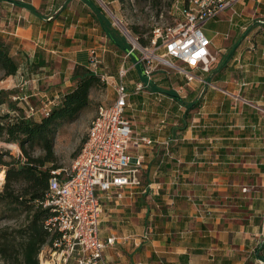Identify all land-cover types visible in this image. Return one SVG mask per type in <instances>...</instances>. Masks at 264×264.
Instances as JSON below:
<instances>
[{"label": "crops", "instance_id": "crops-1", "mask_svg": "<svg viewBox=\"0 0 264 264\" xmlns=\"http://www.w3.org/2000/svg\"><path fill=\"white\" fill-rule=\"evenodd\" d=\"M99 6L0 0V34L20 63L12 77L26 114V98L40 96L36 111L59 102L73 88V70L90 68L93 54L112 103L120 70L128 71L126 116L152 144L141 149L143 187L110 202L118 232L101 225L102 238H120L106 250L109 264H264V0L240 1L209 21L216 60L207 72L183 64L172 90L157 69L145 74L140 50L122 33L116 42L107 37ZM32 79L45 95L27 86Z\"/></svg>", "mask_w": 264, "mask_h": 264}, {"label": "built area", "instance_id": "built-area-1", "mask_svg": "<svg viewBox=\"0 0 264 264\" xmlns=\"http://www.w3.org/2000/svg\"><path fill=\"white\" fill-rule=\"evenodd\" d=\"M240 1L245 0H191L182 19L172 26L153 30L150 47L154 49L143 48L140 63L147 60L149 63L148 55H155L158 59L177 60L191 69L209 71L216 58L211 53L212 39L205 35V28L209 21ZM159 51L163 52L156 55ZM99 65L93 54L90 70L107 82L108 77L100 75ZM144 68L147 76L154 71L150 64ZM120 71V80L114 85L116 100L98 109L72 171L62 174L60 169L52 173L44 206L52 209L53 215L45 225L58 235L48 245L51 257L42 264H109L106 250L114 247L120 238L115 235L102 238L103 202H120L127 196L133 197L143 187L146 161L141 149L143 145H151L152 140L135 135L132 121L126 116L130 95L124 79L128 71ZM137 89L143 90L144 85L138 84ZM48 111L49 105L41 111L31 109L27 116ZM18 152L22 155L21 150Z\"/></svg>", "mask_w": 264, "mask_h": 264}, {"label": "trees", "instance_id": "trees-1", "mask_svg": "<svg viewBox=\"0 0 264 264\" xmlns=\"http://www.w3.org/2000/svg\"><path fill=\"white\" fill-rule=\"evenodd\" d=\"M120 1L125 3L131 0ZM175 1L172 0V3ZM178 1L182 13L186 12L191 0ZM95 9L104 33L116 42L115 38L121 32L101 6ZM151 36L150 40H143L145 46L151 44ZM19 70L20 63L12 54L11 43L0 34V72L5 78H10L17 75ZM71 79L73 88L59 102L52 104L47 113L33 116H27L24 108L9 102L14 91H0V141L17 144L22 152L18 156L11 152L0 156V165L6 171L0 190V221L24 219L18 226L0 227V260L4 264H40L42 250L52 244L58 235L45 225L53 211L44 206L52 173L61 168L54 148L57 131L65 123L78 121L83 112L93 107V92L105 86L101 77L87 67H76ZM6 106L8 111H4ZM36 152L42 154L35 156ZM4 156L9 160H4ZM258 257L264 263V256L258 254Z\"/></svg>", "mask_w": 264, "mask_h": 264}, {"label": "rangeland", "instance_id": "rangeland-1", "mask_svg": "<svg viewBox=\"0 0 264 264\" xmlns=\"http://www.w3.org/2000/svg\"><path fill=\"white\" fill-rule=\"evenodd\" d=\"M97 1L105 10L112 24L119 29V31L127 38L128 41L131 42L133 47L140 49L141 52L143 48L151 46L150 44L145 46L143 40H150L149 37L150 35H152V32L155 28L160 26H172L175 24L176 21L183 18V10H181L180 8V1L176 2L177 0L175 1V3H172V0H131L125 3H122L120 0H117L114 4L108 3L107 0ZM236 3L239 4V2ZM114 15H116L117 18L122 22V24L129 30L132 35L131 37L135 41L131 40L126 35L122 26L119 25L116 21V18L113 17ZM137 30L139 31V33H137ZM215 32L216 30L214 29L211 32L210 28H205V35L208 38H212ZM153 49L154 48H152V50ZM162 52L163 51L155 52V54L160 55ZM148 56L150 57V63H148L147 60L144 65L150 64L152 68L157 69L154 74H158L157 78L161 79L160 84L164 86V90H169L167 89L168 87H170V90H172L173 86H177V84H175L176 78L180 76L184 77L183 74L179 73L182 71L181 68H183V64L177 60L175 61L168 59L172 62L174 66L172 67L164 64L162 61L157 60V58H154L151 55ZM140 57L142 58L143 56ZM27 86L29 88H32L33 90H35L34 87L36 86V93H42V95H45V92L43 90L48 89L46 86L42 88L39 87L37 82H34V79H32ZM20 88L21 84L16 82L14 77L10 76V78H5L4 74L0 72V91L15 92L14 94H12V96L9 97V102L13 104H17L18 102H20L19 100H17L16 96V93L21 91ZM108 92L109 90L107 89V86H102L101 89H97L93 93V99L96 100L93 107L83 112L80 116L81 118L78 121L72 124L65 123L62 125L61 128L58 129L56 144L54 148L57 156V163L61 167L60 169L62 171V174L70 173L72 171L74 164L73 162L76 158L79 157L82 152L83 146L85 145L88 137V129L90 123L95 118V114H97L99 107L104 103H112L107 99ZM38 97L40 96H35L33 98L28 99L26 98V100L21 101V104H23V106L27 108L29 114L31 113L32 108H36L38 105H41V101H38ZM115 97L116 95L113 96V98ZM45 103L48 105L49 101H45ZM5 109L8 110V107H4V110ZM129 113L131 114V108L129 110ZM0 143V156L3 153L8 154L9 152L18 156V151L21 149L17 144H10L4 141H0ZM12 145H16V147L11 148L10 146ZM41 154L42 152H36L34 155L40 156ZM3 159L8 161L9 157L4 156ZM2 173H4L5 175L6 171L5 167L3 165H0V174ZM4 178L0 180V190L3 187ZM103 207L105 208L104 214L102 215L101 219L103 229L113 227L118 232L119 226L110 223L109 215L115 214L109 211V209L111 208L110 201L104 200ZM23 220V218L14 221L2 220L0 221V227H4L6 225L11 227L18 226L23 223ZM48 250V245H46L40 254V264H42L45 259L51 257ZM0 264L4 263L0 260Z\"/></svg>", "mask_w": 264, "mask_h": 264}, {"label": "bare ground", "instance_id": "bare-ground-1", "mask_svg": "<svg viewBox=\"0 0 264 264\" xmlns=\"http://www.w3.org/2000/svg\"><path fill=\"white\" fill-rule=\"evenodd\" d=\"M113 17H115L116 18V21H117V23L119 24V25H121L122 26V28H123V30H124V32L128 35V37L131 39V40H133V41H135L131 36V33L129 32V30L122 24V22L117 18V16L116 15H114ZM152 57H154V58H157L155 55H151ZM157 60H161L164 64H166V65H173L172 64V62L170 61V60H165L164 58H161V59H158L157 58ZM15 145H12V146H10L11 148L12 147H14ZM5 177V175H4V173H2V174H0V180H2L3 178ZM1 182V181H0Z\"/></svg>", "mask_w": 264, "mask_h": 264}]
</instances>
